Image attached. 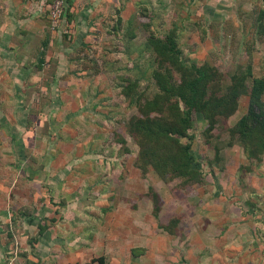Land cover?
Listing matches in <instances>:
<instances>
[{
  "label": "rangeland",
  "instance_id": "rangeland-1",
  "mask_svg": "<svg viewBox=\"0 0 264 264\" xmlns=\"http://www.w3.org/2000/svg\"><path fill=\"white\" fill-rule=\"evenodd\" d=\"M64 1L0 0L3 264L13 242L20 264L264 251V154L245 149L264 111V0ZM46 231L71 242L37 261Z\"/></svg>",
  "mask_w": 264,
  "mask_h": 264
},
{
  "label": "crops",
  "instance_id": "crops-1",
  "mask_svg": "<svg viewBox=\"0 0 264 264\" xmlns=\"http://www.w3.org/2000/svg\"><path fill=\"white\" fill-rule=\"evenodd\" d=\"M33 0H27L28 3H35V2H32ZM77 1V0H75ZM97 2V0H95ZM90 10V9H89ZM1 34H4L2 35L3 39L5 40V37L7 38V34L6 32L5 33H1ZM9 45V48L11 50H14L13 47H12V42L8 43ZM19 81V80H18ZM60 225V224H59ZM59 225H49L47 226V229H50V232L52 229H57L59 228ZM40 236L37 237L36 239V242H35V245H38L39 247H37V252L35 254H33V258L37 261H40V259H44L46 258L45 254H44V251L45 249H43V246L44 245H51V244H55V243H61L62 241L64 243H67L69 244L71 242V240H69V238L67 239H60V237L58 235H54L53 233L50 234L49 232L47 233L44 232V234L42 235V233L39 234ZM65 238V237H64ZM8 240H11L10 238H3L2 239V243H6L8 242ZM247 240H252V241H249L247 243H250L251 244H255L256 246L255 247H249L247 248L246 247V241L244 242V250H240L238 252H234V253H228L226 254V262L225 264H264V251H262L261 249H259V247L262 246L263 242H261L260 239L256 238V239H250L248 238ZM239 242V241H238ZM238 242H235V243H238ZM10 243V242H9ZM7 243V244H9ZM259 245V247H258ZM18 250V254H17V258L19 259V261H16V263L14 264H20V246H15L14 242L11 244V251L10 252H15ZM11 253V254H12ZM16 255V254H15ZM11 256V255H9ZM31 256V255H30ZM2 256L0 255V264H3L2 262ZM12 258L14 257H7L6 259H9V260H12ZM3 259L5 260V257H3Z\"/></svg>",
  "mask_w": 264,
  "mask_h": 264
},
{
  "label": "trees",
  "instance_id": "trees-1",
  "mask_svg": "<svg viewBox=\"0 0 264 264\" xmlns=\"http://www.w3.org/2000/svg\"><path fill=\"white\" fill-rule=\"evenodd\" d=\"M243 83V82H242ZM262 81L256 80L255 82V87L254 90L252 92V94L258 91L259 87H261V85H263ZM242 87L245 88V82L244 84H242ZM201 92H198L199 90H197L196 94H197V99L198 102L200 103L201 106V110H203L204 112L207 113V106L210 105L213 102V95H210V97H208L209 92L208 89L205 87L204 89H201ZM237 92V90L235 91V93ZM227 96V95H226ZM208 97V98H207ZM258 98V97H256ZM254 101L256 100L255 98L253 99ZM261 106V104H259ZM254 106H252V109H250V112H253ZM215 114V113H213ZM259 115H262L261 117H255L256 120L259 122L260 127H256L254 130H251V132L249 134H251L252 136L250 138H248L246 140L245 143V149L246 152L248 154V158L249 159H253V157H256L257 159H261L260 155L264 154V111H260ZM210 114L209 118L210 120H213V116ZM247 134V135H249ZM190 147L186 146V151H189ZM190 162H193V158L190 157ZM34 264V263H33Z\"/></svg>",
  "mask_w": 264,
  "mask_h": 264
},
{
  "label": "built area",
  "instance_id": "built-area-1",
  "mask_svg": "<svg viewBox=\"0 0 264 264\" xmlns=\"http://www.w3.org/2000/svg\"><path fill=\"white\" fill-rule=\"evenodd\" d=\"M56 6L58 10L62 9L65 6L64 0H55Z\"/></svg>",
  "mask_w": 264,
  "mask_h": 264
}]
</instances>
